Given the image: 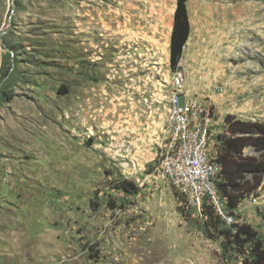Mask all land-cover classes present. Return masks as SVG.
<instances>
[{
  "label": "rangeland",
  "instance_id": "obj_1",
  "mask_svg": "<svg viewBox=\"0 0 264 264\" xmlns=\"http://www.w3.org/2000/svg\"><path fill=\"white\" fill-rule=\"evenodd\" d=\"M176 8L0 0V264H244L158 167L177 72L219 150L227 117L264 124V0H188L173 70ZM234 221L264 245V179Z\"/></svg>",
  "mask_w": 264,
  "mask_h": 264
},
{
  "label": "built area",
  "instance_id": "obj_2",
  "mask_svg": "<svg viewBox=\"0 0 264 264\" xmlns=\"http://www.w3.org/2000/svg\"><path fill=\"white\" fill-rule=\"evenodd\" d=\"M184 84V74L177 72L168 102V125L160 144L158 171L187 197L200 216L207 202L220 218L232 225L234 216L227 212L226 199L218 188L222 165L218 161L219 147L211 142L213 111L197 96L184 97Z\"/></svg>",
  "mask_w": 264,
  "mask_h": 264
},
{
  "label": "trees",
  "instance_id": "obj_3",
  "mask_svg": "<svg viewBox=\"0 0 264 264\" xmlns=\"http://www.w3.org/2000/svg\"><path fill=\"white\" fill-rule=\"evenodd\" d=\"M187 2L188 0H177L174 14L170 46L173 70L177 69L190 36ZM227 120L231 135L220 139L222 146L218 161L222 165V171L218 188L226 199L227 212L234 216V211L242 201L255 192L264 179V124L236 121L233 117H227ZM249 145H253L260 152L259 156H245L244 149ZM133 186L130 181L122 180L117 188L131 194L134 192ZM212 214L215 215V220H219L223 225L227 224L216 214L213 206L206 202L203 217L209 215L213 219ZM212 226L217 230V225ZM218 233L224 237L225 252L234 250L243 258L244 264H264L263 241L251 225H229Z\"/></svg>",
  "mask_w": 264,
  "mask_h": 264
}]
</instances>
